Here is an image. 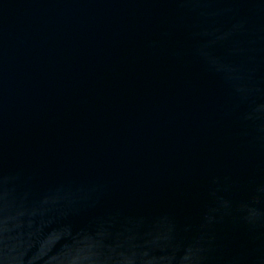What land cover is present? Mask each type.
<instances>
[{"label": "water", "instance_id": "95a60500", "mask_svg": "<svg viewBox=\"0 0 264 264\" xmlns=\"http://www.w3.org/2000/svg\"><path fill=\"white\" fill-rule=\"evenodd\" d=\"M0 264H264V0H0Z\"/></svg>", "mask_w": 264, "mask_h": 264}]
</instances>
